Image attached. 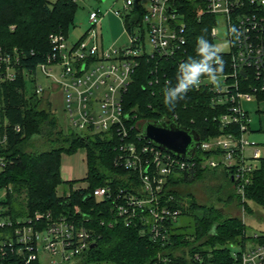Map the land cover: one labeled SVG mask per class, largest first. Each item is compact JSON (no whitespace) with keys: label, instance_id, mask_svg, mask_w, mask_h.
Here are the masks:
<instances>
[{"label":"built area","instance_id":"1","mask_svg":"<svg viewBox=\"0 0 264 264\" xmlns=\"http://www.w3.org/2000/svg\"><path fill=\"white\" fill-rule=\"evenodd\" d=\"M122 1V9L106 14L122 19L128 45L105 49L98 33L105 16L99 10L91 11V29L77 43L69 42L62 33L51 34L52 49L36 67L25 51L0 46V90L22 79L36 83V96L46 97L44 101L52 112L57 107L56 95H60L61 120L69 124L67 129L85 136L100 134L117 144L115 165L134 174L131 190L101 186L91 196L108 204L117 220L126 226H139L142 234L164 245L172 229L179 226L182 213L173 205L174 195L167 194L169 179L181 173L192 174L199 168L225 167L233 173L235 190L245 200L250 176L263 159L260 148L247 139L252 120L245 105L259 103L258 95L264 92V0H192L204 6L202 16L217 17L211 32L215 40L218 24L224 23L230 52L225 53L229 57L228 72L223 71L219 83H209L205 77L197 88L214 96V108L221 111L214 120L226 132L206 141L201 139L189 159L145 142V122L134 123L136 117L126 110L124 102L141 57H174L185 45L187 25L179 3L189 0H151L142 22L134 25L132 33L124 18L133 14L138 0ZM233 27L238 38L230 31ZM146 36L152 47L149 52ZM39 74L46 85L38 83ZM167 119L157 122H170ZM10 130L0 102V173L8 166L3 153L9 145ZM14 130L22 131L20 127ZM5 195H0V200ZM90 222L89 218L78 221L50 212L15 220L0 201V264H80L85 253L97 244L95 234L84 225ZM260 236L256 235L245 249L234 252L238 264H264V241ZM156 264L170 261L160 254Z\"/></svg>","mask_w":264,"mask_h":264},{"label":"trees","instance_id":"2","mask_svg":"<svg viewBox=\"0 0 264 264\" xmlns=\"http://www.w3.org/2000/svg\"><path fill=\"white\" fill-rule=\"evenodd\" d=\"M79 8V0H0V46L25 51L36 67L52 49L51 34L62 33L69 38ZM179 9L187 25L185 45L174 57L158 54L141 57L124 102L126 110L136 117L132 120L134 123L168 118L170 123L195 131L206 141L226 132L214 120L221 114L220 109L214 108V96L208 90L194 88L170 111L163 103V90L169 80L175 85L179 65L195 56L197 37L203 35L215 44L211 32L217 17L202 16L205 8L199 1L181 2ZM146 12L138 0L133 14L124 18L129 33L133 32L134 25L142 22ZM220 55L225 62L224 72H228L229 57L225 53ZM29 83L33 82L22 79L0 90L2 115L11 129L9 145L3 153L8 166L0 173V195L2 190L6 195L0 201L8 207L13 219L50 212L78 221L92 220L84 225L95 234L97 244L85 253L80 264H156L160 254L170 264H238L230 247L245 249L251 241L246 234V224L214 205L200 204L192 194L181 193V187L205 174L223 176L232 187L227 201L237 197L250 214L253 211L249 203L264 207V158L250 176L244 201L235 190L233 173L225 167L199 168L192 174L181 173L169 179L167 194L174 195L173 205L182 211L179 220L187 218L189 223L174 227L164 245L155 243L148 234H142L139 226H126L115 218L108 204L91 196L92 191L101 186L131 190L134 174L115 165L117 144L100 134L85 136L67 129L61 118L52 112L50 104H44V100L31 91ZM258 102L264 104V92L258 95ZM15 127L22 131L17 132ZM38 135L45 143L44 150L33 142ZM29 148L32 150L28 151ZM81 149H85L87 155L88 173L84 181L89 185L74 189L75 184L70 182L69 195L60 196L58 190L65 184L61 170L63 155H72ZM260 237L264 241V235Z\"/></svg>","mask_w":264,"mask_h":264},{"label":"rangeland","instance_id":"3","mask_svg":"<svg viewBox=\"0 0 264 264\" xmlns=\"http://www.w3.org/2000/svg\"><path fill=\"white\" fill-rule=\"evenodd\" d=\"M150 1L151 0H142L143 7L147 8ZM79 4L80 8L77 12L78 14L76 16L75 25L69 33V42L77 43V40L91 29V23L89 20L91 11L99 10L105 16L101 24L98 26V33L99 36H101V41H103L105 49L112 46L114 48H120V46L128 45L129 40L122 19H118L113 13L106 14V11L109 10L117 11L122 9L124 5L122 0H79ZM225 28L226 26L224 23L218 24L215 44L222 49L221 53L230 52V43L227 40ZM146 39L147 51L149 52L152 50V47L147 36ZM38 83L46 85L47 81L40 77L39 74ZM29 86L31 91H33L36 88V83H29ZM59 97L60 95H56L57 107L53 113L61 118L63 113L61 111V99ZM45 99L46 97H44L43 100ZM46 103L48 102L44 101V104ZM245 108L248 110L252 120L251 132L247 135V139L250 143H255L257 148H260L262 157L264 158V104L252 102L246 104ZM64 126L69 128L67 122ZM70 130L74 131L73 129ZM33 142L39 149L44 150L46 148L43 147L45 143L41 140L39 135L33 138ZM47 149H49V147H47ZM31 150L32 148L28 149V151ZM86 156L85 149H81L72 155H63L61 170L62 180H64L65 184L58 190L60 196L69 195L72 190L69 184L70 182L75 184L74 189H80L89 185L84 181L88 173ZM231 188L232 187L227 184V181L223 176L217 175L215 177L211 174L209 176L205 174L194 183L183 184L181 187V193L187 195L192 194L194 199L200 204L207 206L214 205L224 214L226 213L229 216L237 217L239 219L241 218L246 224V234L251 241L256 235H264V207L251 202L249 205L253 212L249 214L246 207L238 202L239 200L237 197L228 202L227 198L231 193ZM5 193V190H2L1 195H4ZM187 223H189L187 218L179 220V225ZM230 249L234 252H240L242 248L231 246Z\"/></svg>","mask_w":264,"mask_h":264},{"label":"clouds","instance_id":"4","mask_svg":"<svg viewBox=\"0 0 264 264\" xmlns=\"http://www.w3.org/2000/svg\"><path fill=\"white\" fill-rule=\"evenodd\" d=\"M230 31L233 35H237L235 27ZM221 51L220 47L210 43L205 36L197 37L195 56H190L186 62L179 65L175 85L169 80L163 90V103L170 111L175 108L179 100L186 97L189 91L200 86L202 78L206 77L208 82L214 85L219 83L225 67L220 55Z\"/></svg>","mask_w":264,"mask_h":264},{"label":"water","instance_id":"5","mask_svg":"<svg viewBox=\"0 0 264 264\" xmlns=\"http://www.w3.org/2000/svg\"><path fill=\"white\" fill-rule=\"evenodd\" d=\"M143 137L161 150L173 152L184 159L195 155L201 140L195 131L179 128L170 122L145 123Z\"/></svg>","mask_w":264,"mask_h":264},{"label":"crops","instance_id":"6","mask_svg":"<svg viewBox=\"0 0 264 264\" xmlns=\"http://www.w3.org/2000/svg\"><path fill=\"white\" fill-rule=\"evenodd\" d=\"M52 109V108H51Z\"/></svg>","mask_w":264,"mask_h":264}]
</instances>
